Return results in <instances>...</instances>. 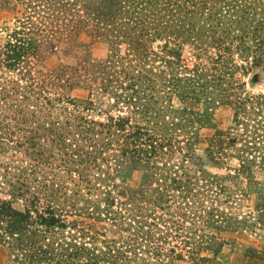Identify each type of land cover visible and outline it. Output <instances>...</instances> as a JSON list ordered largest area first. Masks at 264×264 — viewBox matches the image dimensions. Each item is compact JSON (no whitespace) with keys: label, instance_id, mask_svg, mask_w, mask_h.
<instances>
[{"label":"rangeland","instance_id":"rangeland-1","mask_svg":"<svg viewBox=\"0 0 264 264\" xmlns=\"http://www.w3.org/2000/svg\"><path fill=\"white\" fill-rule=\"evenodd\" d=\"M58 1L0 0V264H264V0Z\"/></svg>","mask_w":264,"mask_h":264},{"label":"trees","instance_id":"trees-1","mask_svg":"<svg viewBox=\"0 0 264 264\" xmlns=\"http://www.w3.org/2000/svg\"><path fill=\"white\" fill-rule=\"evenodd\" d=\"M113 1H115V0H113ZM185 1L188 2V1H190V0H185ZM200 1H201V0H200ZM135 2H136V0H131V3L134 4ZM145 2H146V1H145ZM64 3H65L64 0H59V1H58V4H59V5H62V4L64 5ZM141 4H142V3H141ZM142 6H143V5H142ZM138 7H139V6H138ZM144 8H145V10L147 9V10L150 11V12H149V13H145V14L143 13V14H142L143 21H144V22H147V23H150V22H148V21H149L148 19H149V18L152 19V18L154 17V13L151 14L152 11H151L150 9H148V8H146V7H144ZM153 10H154V8H153ZM155 10H157V8H155ZM138 13H139V12H138ZM93 14L95 15L96 13L94 12ZM102 15H103V13H102ZM96 18L99 19L100 17L96 16ZM121 18H122V17H121ZM121 18H120V19H121ZM141 20H142V19H141ZM103 22H104V21H102V23H103ZM166 22H167V20H166ZM23 39H24V38H23ZM18 42H19V43H18L19 46L13 45V46H14L13 48H19V49H20V52L15 51V52H14L15 56H12V57H11V58H13V59H16V57L19 58V56H22V57L27 56V55L25 54V51H24V50L27 49V47H26L25 44H26V43L29 44V42H25V41H23L22 39H21V40L19 39ZM28 44H27V45H28ZM8 56H9V55H8ZM15 212H16V211H15ZM16 213H18L20 216H23V213H22V212H16ZM7 215H10V214H7Z\"/></svg>","mask_w":264,"mask_h":264}]
</instances>
